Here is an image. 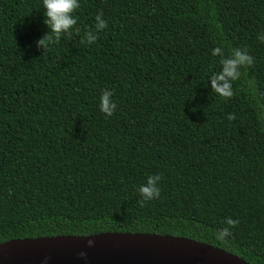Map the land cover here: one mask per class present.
Wrapping results in <instances>:
<instances>
[{
  "label": "trees",
  "instance_id": "obj_1",
  "mask_svg": "<svg viewBox=\"0 0 264 264\" xmlns=\"http://www.w3.org/2000/svg\"><path fill=\"white\" fill-rule=\"evenodd\" d=\"M42 8L0 0V243L150 233L264 264V0H80L43 55ZM101 11L108 28L81 43ZM217 47L254 58L227 100ZM150 174L160 197L141 206Z\"/></svg>",
  "mask_w": 264,
  "mask_h": 264
},
{
  "label": "water",
  "instance_id": "obj_2",
  "mask_svg": "<svg viewBox=\"0 0 264 264\" xmlns=\"http://www.w3.org/2000/svg\"><path fill=\"white\" fill-rule=\"evenodd\" d=\"M0 264H247L193 239L150 233L53 236L0 243Z\"/></svg>",
  "mask_w": 264,
  "mask_h": 264
},
{
  "label": "clouds",
  "instance_id": "obj_3",
  "mask_svg": "<svg viewBox=\"0 0 264 264\" xmlns=\"http://www.w3.org/2000/svg\"><path fill=\"white\" fill-rule=\"evenodd\" d=\"M42 5L43 23L48 31L37 40L36 47L43 50V55L49 50L50 46L60 42L62 35H71L74 26L77 24V18L73 14L80 7V0H42ZM94 19V27L85 32L81 43L95 44L100 33L108 28V22L105 20L102 11L98 12ZM75 31L79 33L80 29L76 28ZM259 39L264 42V35H261ZM212 55L219 57L220 70L209 77L211 91L225 100L231 99L234 96L233 83L241 78L243 70L253 65L254 58L247 49L242 48H233L230 53L225 54L221 47H217L212 50ZM113 96L114 92L107 88L103 89L99 96V111L106 117H111L116 111L117 105ZM227 119L230 121L235 120V114H228ZM161 179L162 177L159 174H150L139 185L138 193L141 199L138 203L141 206L149 201L159 199ZM238 223V220L231 217L226 218L224 221L225 227L218 230L215 234L216 238L225 241L227 237L232 235L230 230L236 227Z\"/></svg>",
  "mask_w": 264,
  "mask_h": 264
}]
</instances>
